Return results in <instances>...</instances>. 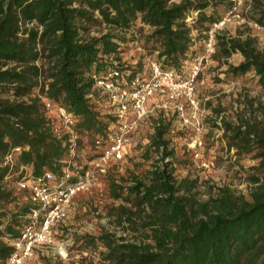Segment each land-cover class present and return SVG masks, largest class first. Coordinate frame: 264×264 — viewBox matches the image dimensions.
<instances>
[{"label": "trees", "instance_id": "trees-1", "mask_svg": "<svg viewBox=\"0 0 264 264\" xmlns=\"http://www.w3.org/2000/svg\"><path fill=\"white\" fill-rule=\"evenodd\" d=\"M233 6L227 0H0V264L12 252L9 242L32 225L29 216L39 209L17 188L21 171L60 177L70 160L71 170L81 173L87 165H75L79 150L89 148L90 160L97 156L95 139L105 143L117 124L118 117L101 108L93 85L112 71L122 73L115 65L122 35L136 23L148 27L143 48L156 53L151 61L181 77L186 62L203 52L197 42L206 39L220 10ZM252 7L248 20L264 27V6ZM236 53L242 60L228 64ZM210 58L227 65L226 78L251 73L264 96V54L255 38L217 34ZM137 75L143 76L130 71L124 78ZM57 107L73 121L74 155ZM170 125L165 119L154 125L148 150L160 157L150 168L108 181V198L124 203L111 206L117 224L138 236L72 234L73 245L104 264H264V122L222 121L229 147L254 153L258 162L247 196L222 187L205 201L190 193L193 182H176L164 163Z\"/></svg>", "mask_w": 264, "mask_h": 264}, {"label": "rangeland", "instance_id": "rangeland-1", "mask_svg": "<svg viewBox=\"0 0 264 264\" xmlns=\"http://www.w3.org/2000/svg\"><path fill=\"white\" fill-rule=\"evenodd\" d=\"M227 1L235 2L236 11L228 17V21L217 34L242 38L249 35L255 38L257 49L264 54V27L248 20L247 17L254 12L252 6L257 3L264 6V0ZM172 2L177 3L179 0ZM225 13L226 11L220 10L219 20ZM147 32L148 27L136 23L122 35L124 39L120 43L118 54L120 61L116 63L120 69L127 70L128 73L137 71L147 76V63L156 55L143 48V38ZM95 33L96 29L92 27L91 34ZM193 35L196 36V33ZM197 47L202 49L201 40L197 42ZM241 60V55L236 53L227 59V63L236 66ZM186 64L188 69L182 70L181 77L191 71L193 61ZM226 68L227 65L219 64L215 58H209L201 67L195 84V98L199 104L198 128L183 126L175 115L174 106L183 104L182 100L167 101L161 93L150 97L146 104L148 115L131 135L132 142H137V145L127 146L123 161L109 164L110 175L96 177L87 191L72 198L67 219L54 228L52 244L36 247L32 256L23 264H80L82 258H85V264H104L99 262L97 255L86 251L81 253L79 247L73 245L72 234L98 235L107 231L116 236H125L128 240L137 235L129 233L117 224L116 212L111 206L116 207L124 203L111 201L108 198L107 186L109 178L120 181V178H129L131 172L139 174L150 168L154 160L160 157L152 149L148 150L150 136L159 119L171 122L170 131L165 136L170 155L164 159V163L168 164L176 182H193L190 193L198 201L215 196L222 187H227L236 195L247 196L252 190L249 181L250 176L254 174L252 168L258 161L254 153H240L234 147H229L227 137L223 134L222 121L237 123L240 118H245L263 123L264 96L251 73L238 78H226ZM94 92L101 108L108 113L113 112L114 107L106 96L98 90ZM89 150H79L75 165L78 163L79 166H84L89 162L92 155ZM145 154L149 156L148 160H145ZM59 247L64 251L59 252Z\"/></svg>", "mask_w": 264, "mask_h": 264}, {"label": "built area", "instance_id": "built-area-1", "mask_svg": "<svg viewBox=\"0 0 264 264\" xmlns=\"http://www.w3.org/2000/svg\"><path fill=\"white\" fill-rule=\"evenodd\" d=\"M234 11L236 6L204 33L206 39L203 41V52L193 59L192 69L184 77H180L174 71L163 72L157 63L150 60L147 63V76L137 75L126 80L124 77L129 73L123 70L122 73L112 71L102 78L95 79L93 89L100 91L111 102L114 107L111 113L118 117V122L109 127L110 133L105 143L100 138L95 139L94 144L99 151L97 156L87 162L83 172L71 170L70 160L67 161V166L60 177L49 171L38 177H33L26 170L21 171L17 188L27 191L29 199L38 205L39 209L29 216L32 225L26 226L19 238L9 242L12 252L4 264H23L32 256L36 247L52 244L54 228L67 219L72 198L80 192L87 191L96 177L105 176L110 163L123 161L128 145H137V142H132L131 135L147 117L146 104L150 97L161 93L165 95L167 101L182 100L183 104L174 106L175 115L183 126L198 128L199 104L195 98L197 74L214 53L218 30ZM116 67L120 69L118 65ZM118 76H120L118 80L121 79L120 83H117ZM54 111L62 129L69 135V148L74 155L76 135L72 128L73 121L63 108L57 107ZM15 151L18 152L19 149ZM58 251L64 250L59 247Z\"/></svg>", "mask_w": 264, "mask_h": 264}]
</instances>
